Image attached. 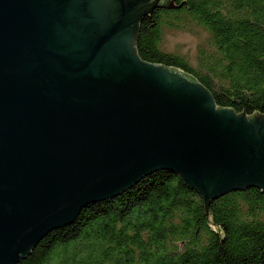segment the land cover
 Instances as JSON below:
<instances>
[{"label": "water", "instance_id": "obj_1", "mask_svg": "<svg viewBox=\"0 0 264 264\" xmlns=\"http://www.w3.org/2000/svg\"><path fill=\"white\" fill-rule=\"evenodd\" d=\"M156 7L179 8L0 0V264L158 170L200 193L220 241L209 202L264 192V115L218 108L192 77L139 57Z\"/></svg>", "mask_w": 264, "mask_h": 264}, {"label": "trees", "instance_id": "obj_2", "mask_svg": "<svg viewBox=\"0 0 264 264\" xmlns=\"http://www.w3.org/2000/svg\"><path fill=\"white\" fill-rule=\"evenodd\" d=\"M174 5L181 7H156L141 25L142 61L192 77L218 108L264 115V0ZM168 31L208 34L196 64L164 50ZM208 209L221 241L200 193L179 174L158 170L84 208L72 225L49 233L19 264H264V192H230L211 200Z\"/></svg>", "mask_w": 264, "mask_h": 264}, {"label": "rangeland", "instance_id": "obj_3", "mask_svg": "<svg viewBox=\"0 0 264 264\" xmlns=\"http://www.w3.org/2000/svg\"><path fill=\"white\" fill-rule=\"evenodd\" d=\"M207 39L208 34L204 32L193 34L184 31H168L164 41V50L168 53L185 55L193 64H196L197 49Z\"/></svg>", "mask_w": 264, "mask_h": 264}, {"label": "flooded vegetation", "instance_id": "obj_4", "mask_svg": "<svg viewBox=\"0 0 264 264\" xmlns=\"http://www.w3.org/2000/svg\"><path fill=\"white\" fill-rule=\"evenodd\" d=\"M174 3H175V0H174ZM158 8V7H157ZM154 10H152V13L151 14H148L146 16H144L142 19H141V22H140V32H141V25L146 21L147 17L151 16L153 13H154ZM139 37H140V34H139ZM139 37H138V41H139ZM137 41V43H138ZM136 49H137V45H135Z\"/></svg>", "mask_w": 264, "mask_h": 264}]
</instances>
